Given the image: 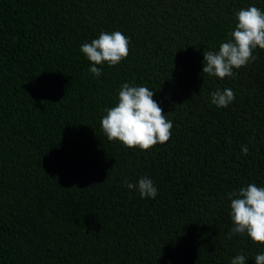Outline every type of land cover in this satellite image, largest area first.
<instances>
[{"label":"trees","instance_id":"obj_1","mask_svg":"<svg viewBox=\"0 0 264 264\" xmlns=\"http://www.w3.org/2000/svg\"><path fill=\"white\" fill-rule=\"evenodd\" d=\"M264 0H0V264H255L227 193L264 187V50L234 77L202 73L235 13ZM130 39L120 64L81 45ZM143 86L173 122L150 150L109 141L104 109ZM231 88L217 108L210 94ZM247 146V155L242 153ZM153 180L155 199L122 186Z\"/></svg>","mask_w":264,"mask_h":264},{"label":"clouds","instance_id":"obj_2","mask_svg":"<svg viewBox=\"0 0 264 264\" xmlns=\"http://www.w3.org/2000/svg\"><path fill=\"white\" fill-rule=\"evenodd\" d=\"M237 23L229 38L219 45L218 50L203 52L202 73L219 79L234 77L241 67H246L258 57L254 51L264 50V11L256 6L242 8L235 13ZM130 39L120 31H101L97 39L81 45V52L91 62L89 72L100 77L98 65L120 64L129 55ZM211 103L217 108H227L234 100L231 88L216 89L211 94ZM154 92L147 87L123 83L115 106L105 108L101 128L109 141H118L129 149L150 150L157 144H164L171 137L173 122L167 118L159 103L153 99ZM247 146L242 153L247 155ZM127 189L137 190L141 198L155 199L158 190L152 179L140 177L138 182L122 181ZM230 203V217L233 227L227 238L247 235L254 243L264 245V187L248 184L239 190L227 193ZM255 264H264V252L255 256ZM247 257L238 254L231 264H246Z\"/></svg>","mask_w":264,"mask_h":264}]
</instances>
